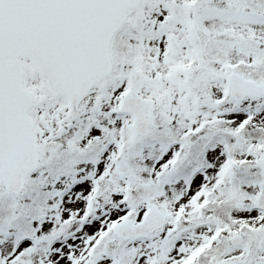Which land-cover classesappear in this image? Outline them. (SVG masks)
Segmentation results:
<instances>
[{"label": "snow or ice", "instance_id": "6c2138e0", "mask_svg": "<svg viewBox=\"0 0 264 264\" xmlns=\"http://www.w3.org/2000/svg\"><path fill=\"white\" fill-rule=\"evenodd\" d=\"M0 264H264V0H0Z\"/></svg>", "mask_w": 264, "mask_h": 264}]
</instances>
